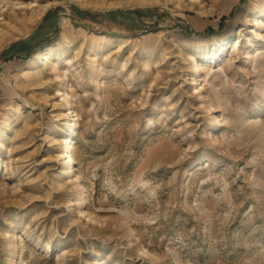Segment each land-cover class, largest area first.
<instances>
[{
  "label": "rangeland",
  "instance_id": "obj_1",
  "mask_svg": "<svg viewBox=\"0 0 264 264\" xmlns=\"http://www.w3.org/2000/svg\"><path fill=\"white\" fill-rule=\"evenodd\" d=\"M122 1L0 49V264H264V0Z\"/></svg>",
  "mask_w": 264,
  "mask_h": 264
},
{
  "label": "bare ground",
  "instance_id": "obj_2",
  "mask_svg": "<svg viewBox=\"0 0 264 264\" xmlns=\"http://www.w3.org/2000/svg\"><path fill=\"white\" fill-rule=\"evenodd\" d=\"M41 1L42 0H32L31 2H23L22 3L23 10L24 11L25 10L26 11H30L31 17L23 19L22 25H21L22 29L19 32H15V31L11 30V33H9V34L8 33L7 34H5V33L0 34V49L3 48L6 44H8L9 41L13 40V38H14V36L16 34H18L19 36L27 34V30L29 29V27H31V25L36 23L37 21L41 20L46 15V13L48 12L49 8L52 6V3H48V4L43 5V4L40 3ZM197 1L198 0H190L186 4V6H184V7L187 8L191 12H195L198 15H202V16L207 15L208 10L207 11H204V10L202 11V9L200 8V5L198 4ZM219 1L220 0H213L211 2H212V5H213V4H215V2H219ZM4 2L10 3L8 0H4ZM75 2L76 3H80V6H82V7H89L91 5H93L94 7H98V4L100 3V0H98L97 2H94V0H75ZM170 2H171V0H170ZM156 3H158V1H153V0H137V1H135V0H124V1H122L120 3L117 2V3H114V4L115 5H119L118 7H122V6H126V5L127 6L128 5H139V6L155 5ZM9 6H10V9L8 10V12L13 11V9H14L13 8V3H10ZM8 12H7L6 15H8ZM256 22H258V24ZM256 22H255L254 25H256V24L258 26L263 25L260 20H256ZM17 23L19 24V21H17ZM39 59L41 61H48L49 57L46 54H42V55H39ZM195 60L196 59H194V62L197 63ZM201 71H203L201 66L200 65L196 66L195 73H198V72H201ZM186 83L188 84L189 82L187 81ZM197 91L200 92L199 89ZM63 95H65V94L62 93V92H59L57 96L59 97V96H63ZM63 100H64V102L66 104H70V102L67 99V97H65ZM69 109H72V108H69ZM71 113H73V112H71ZM71 113H68V114L66 112L61 113L59 115L58 120H60V121L68 120ZM75 120H78V118L74 119L72 121H75ZM59 143H60V140H59ZM59 143L57 142L55 144H59ZM72 151H73V147L71 145H66L64 150L61 151L62 155H58L57 156V158L60 161L64 160L60 164V166L62 167L61 168V176H68L74 170L73 165L76 163V161H75L73 155H71ZM9 164H10V159L7 160L6 166L8 167ZM27 166H30V165H27ZM67 186L68 185H62L61 188H65ZM76 205H77V203L75 201H72L70 203V206H76Z\"/></svg>",
  "mask_w": 264,
  "mask_h": 264
}]
</instances>
